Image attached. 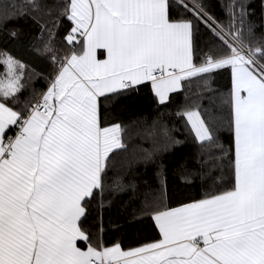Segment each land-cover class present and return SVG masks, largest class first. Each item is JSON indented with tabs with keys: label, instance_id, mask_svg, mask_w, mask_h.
<instances>
[{
	"label": "snow or ice",
	"instance_id": "obj_1",
	"mask_svg": "<svg viewBox=\"0 0 264 264\" xmlns=\"http://www.w3.org/2000/svg\"><path fill=\"white\" fill-rule=\"evenodd\" d=\"M20 19L37 26L52 72L21 102L28 65L0 50V264H264V33L245 0L227 26L201 0H0V23ZM219 77L230 87L217 96ZM193 82L208 95L178 115L197 167L170 190L159 150L147 152L161 183L145 181L126 227L151 221L158 238L109 245L104 212L139 187L109 182L128 145L104 105L141 88L165 105ZM164 135L165 149L180 143Z\"/></svg>",
	"mask_w": 264,
	"mask_h": 264
},
{
	"label": "trees",
	"instance_id": "obj_2",
	"mask_svg": "<svg viewBox=\"0 0 264 264\" xmlns=\"http://www.w3.org/2000/svg\"><path fill=\"white\" fill-rule=\"evenodd\" d=\"M55 2V0H50ZM207 11L221 24L227 26L230 21V8L233 0H201ZM247 4L248 19L258 27L256 34L259 37L264 33V0H245ZM68 22L64 21L59 29V37L64 35V28ZM17 31L15 38L9 33ZM41 34L37 26L30 19L0 23V50H7L22 62L28 65L25 72L26 87L21 93V102L31 99L34 93L46 88V77L52 72V64L47 55L43 54V41L37 39ZM60 43L59 39L57 41ZM3 65H0V75L3 74ZM217 96L227 94L230 81L219 77L211 83ZM203 84L193 82L181 92L171 94L170 102L165 105L158 104L149 89L141 88L127 96L120 97L114 102L104 105L113 122L121 124L128 145V151L121 154L114 161L109 172V182L122 178L123 183H135L139 191L135 196L129 191L117 201L112 212H104V225L108 231L104 240L110 245L113 240H120L124 250L142 246L143 243L153 242L158 238V231L151 221L137 222L136 227L127 228L126 219L139 207L138 201L143 198L145 181L148 186L157 188L160 181L157 179L156 167L142 162L147 152L159 150L156 157L163 165L166 173V182L171 190L180 183V178L186 170L197 167L196 157L201 155L200 148L186 125V121L178 115L186 103L203 93ZM207 105V101H205ZM168 137L179 141L165 149ZM173 206H178L173 202ZM98 209V205H95ZM117 208L120 210L117 211ZM123 217V218H122ZM111 218V225L109 219ZM120 225L122 227H116Z\"/></svg>",
	"mask_w": 264,
	"mask_h": 264
}]
</instances>
